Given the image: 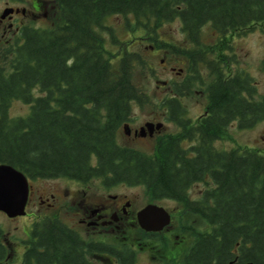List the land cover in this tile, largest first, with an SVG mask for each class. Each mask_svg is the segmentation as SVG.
<instances>
[{
  "label": "trees",
  "instance_id": "trees-1",
  "mask_svg": "<svg viewBox=\"0 0 264 264\" xmlns=\"http://www.w3.org/2000/svg\"><path fill=\"white\" fill-rule=\"evenodd\" d=\"M53 1L51 25L26 29L23 43L0 64V163L29 180L101 178L141 186L151 200L183 201L185 186L207 173L211 189L187 206L208 224L197 233L188 263L264 264V155L208 149L185 159L172 136L158 141L153 156L121 146L117 135L132 107L147 105L149 98L133 81L139 56L124 53L115 67L99 34L113 15H132L151 28L179 20L203 58L204 26L224 35L264 24V0ZM172 95L161 107L178 106ZM13 101L28 105V114L9 117ZM207 107L203 132L209 125L213 139L233 122L241 129L264 122V95L243 72L226 82L217 79ZM97 253L113 256L115 264H136L134 251L84 241L60 221L44 219L32 225L21 264H91L88 256ZM6 255L0 247V260Z\"/></svg>",
  "mask_w": 264,
  "mask_h": 264
},
{
  "label": "flooded vegetation",
  "instance_id": "flooded-vegetation-1",
  "mask_svg": "<svg viewBox=\"0 0 264 264\" xmlns=\"http://www.w3.org/2000/svg\"><path fill=\"white\" fill-rule=\"evenodd\" d=\"M52 1L53 0H0V64H3L23 43V33L26 29H38L40 27L36 26V24L40 21L43 23L47 21L49 14L53 9L50 5ZM194 50V45H189L188 49L182 50V55L186 58L182 63L183 67L176 68L168 64L164 65L165 69L170 68L171 72H174L175 74V81L172 82L174 89H171V85L170 87L168 86L169 82H164V88L169 87L168 94H173L172 96L178 106L175 107V109L168 106L159 107V112L154 113L156 117H152L151 119L142 122L138 127L133 126L134 119L130 116L128 121L122 125V127L127 125L128 129L127 134L122 130V135L127 143V145H124L123 147L139 151L130 145V142H149L155 147L159 140L172 136L175 140L174 142L177 144L179 152L182 153V157L185 159H194L199 153L207 154L208 149L211 153L212 149H215L218 152H227L226 150L216 149L214 144L223 140L224 133L230 125H233L237 129L241 128L238 127L237 122H233L232 124H229L225 130L220 132L215 139H213L209 125H205L207 129L203 132L204 122L209 116L207 107L208 89L217 81V79H220L221 82H226L237 72L240 73L242 71L226 75L223 66L219 61H213V59L209 60V58L204 55L203 58H201V54L198 53V55H196ZM199 67L204 69V72L206 73L205 76L199 77L198 72H196ZM200 79H202V81ZM193 92L199 93L201 99L204 100L203 105L199 108L200 113L196 117H193L189 112V109L182 104V101L187 99V97ZM171 95L167 96V98L171 97ZM171 114H173V116ZM157 115H160V117ZM148 123L154 125L160 123L162 126L159 129L154 128L152 132H149L147 129L142 131L144 126ZM166 125L173 126L174 130L166 131ZM153 154L154 153H149L146 155L153 156ZM202 178L205 179L193 181L185 186L183 201L167 198L151 200L146 193V196L150 199V203L138 208L135 204L136 197L133 196V193L130 194L124 191L113 192L120 187H126L127 185L125 184H108L101 178H89L86 180H72L68 178L27 179L28 196L25 211L29 206H40L49 211H56L64 206L71 205L76 211L75 225L84 232V239L81 236L84 241H91L99 245L110 246L111 248L115 246L120 248L124 247L135 252L136 250L130 245L131 242L129 237L132 236L134 230H141L137 223V214L147 205H156L169 214L170 223L161 232L146 233L142 231V236L147 240L154 239L159 241L167 240L169 239L168 237L174 238L176 240L175 245L172 246V250L168 251V254L170 255V263L189 264L192 261L190 260L191 257L195 256V252H192L190 248L195 244L197 234L194 236V241H190L186 236L182 235L180 237L176 234L179 230H177V227H174L172 230H170V227H173L172 221L173 216L175 215L180 217L182 213L185 214L187 212L190 215L199 218L196 214L190 212L188 208L197 203V201L202 200L203 195L207 190L211 189L210 176L206 173ZM50 180L61 181L62 183L51 187L50 191H44L43 193L45 195L43 198L40 190L35 189L33 185L38 182L41 183V181ZM62 184L64 185L61 186ZM141 188L145 194L146 190L143 187ZM125 189L127 190L128 188H124V190ZM47 192L50 193L46 194ZM159 203L175 204L178 210H169L167 206H160ZM25 216H28L27 212ZM33 216L34 215L31 217ZM44 219L49 218L45 217ZM51 219L58 220L55 217ZM199 219L208 226L206 221L201 218ZM36 222L39 221L33 222L32 225ZM70 229L78 232L75 228ZM1 230L2 235L0 237V247L3 246V248L7 249L8 255L3 256L0 260V264H21L23 262V255L27 249V241L29 237L28 239H20L16 243L11 241L7 242V240L4 239V231L3 229ZM15 244L22 248V251L18 258L12 260L9 246ZM144 248H146V244H144ZM94 256H97L103 264H115V258L108 254L97 253ZM188 258L190 261L189 263L187 260ZM235 263L236 259L230 262V264Z\"/></svg>",
  "mask_w": 264,
  "mask_h": 264
},
{
  "label": "rangeland",
  "instance_id": "rangeland-1",
  "mask_svg": "<svg viewBox=\"0 0 264 264\" xmlns=\"http://www.w3.org/2000/svg\"><path fill=\"white\" fill-rule=\"evenodd\" d=\"M50 5L53 9L47 21L44 23L40 21L36 26L46 28L51 25L56 15V6L54 1ZM150 23H145L143 20L137 23L132 15H113L106 18L102 25L103 27L99 30V34L104 40L105 51L108 57L112 59L115 67L118 64V59L124 53H134L141 60L140 64H134L133 81L137 87L147 94L149 103L132 107L131 116L134 119V127H138L142 122L156 117L154 113L159 112L161 101L171 95L170 93L168 94V89L172 82L175 81V74L171 72L170 68L165 69L164 65L168 64L176 68L183 67L182 63L186 58L182 55V50L188 49L189 45L193 46L188 42L185 33L182 31L179 20L163 23L157 28H151L152 24ZM225 34L219 35L210 26H204L199 35L202 48L204 51L206 50L203 55L207 56L209 60L219 61L226 75L237 71L248 74L256 85L258 93L264 95V24L255 23L244 30L229 31ZM171 47L173 48L171 49ZM196 72H198L199 77L206 74L204 69L200 67ZM200 80L202 81V79ZM164 82H169L168 88H164ZM203 103L204 100L201 99L199 93L195 92L182 101L183 106L189 109L193 117L199 115V108ZM28 112L29 106L19 101H13L8 110L11 118L24 117ZM157 116L160 117V115ZM165 130L173 131L174 129L173 126L166 125ZM117 142L122 146L127 145L122 135V128L118 132ZM130 145L145 154L155 152V147L149 142H130ZM214 147L227 152L233 149L239 151L255 150L259 154L264 155V122L244 129H237L230 125L224 133L223 140L214 144ZM61 183V181L56 180L41 181V183L34 184L33 187L39 189L41 196L44 198V191H50L51 187ZM124 188L128 189L124 190ZM119 191L133 193V196L136 197V203H134L137 208L150 203V199L146 196V192L145 194L143 193L141 187H128L127 185L126 187L115 189L113 192ZM48 193L50 192L46 194ZM159 205L167 206L169 210H178L175 204L172 203H159ZM26 212L27 217L22 216L15 219L7 218L0 213V228L3 229L4 239L7 242L16 243L20 239H28L32 223L42 221L45 217L49 219L55 217L69 229L75 228L79 232L76 233L82 236L83 239L85 237L84 232L75 225L76 211L71 205L64 206L56 211H49L40 206H29ZM32 215L34 216L31 217ZM172 222L173 227H170V230L177 227V230H179L176 234L180 237L184 235L190 241L194 239L197 233L208 230L206 223L187 212L185 214L182 213L180 217L177 215L173 216ZM168 238L162 241L147 240L142 236L141 230H134L129 240L131 242L130 245L136 250V264H171L168 251L172 250L176 240L171 237ZM144 244H146V248H144ZM9 247L11 259L18 258L22 248L16 244ZM88 259L91 264H103L97 256L89 255Z\"/></svg>",
  "mask_w": 264,
  "mask_h": 264
},
{
  "label": "water",
  "instance_id": "water-1",
  "mask_svg": "<svg viewBox=\"0 0 264 264\" xmlns=\"http://www.w3.org/2000/svg\"><path fill=\"white\" fill-rule=\"evenodd\" d=\"M162 125L148 123L142 129L152 132ZM125 134L128 133L127 125L122 127ZM28 196V182L25 175L12 166L0 165V212L8 218L25 215V206ZM139 228L148 232H161L170 223L169 214L156 205H147L137 214ZM251 264V263H246Z\"/></svg>",
  "mask_w": 264,
  "mask_h": 264
}]
</instances>
